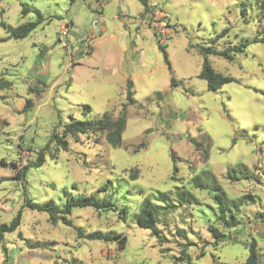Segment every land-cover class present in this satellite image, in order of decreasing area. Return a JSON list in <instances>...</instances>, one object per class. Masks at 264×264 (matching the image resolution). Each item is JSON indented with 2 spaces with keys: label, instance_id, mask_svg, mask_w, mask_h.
<instances>
[{
  "label": "rangeland",
  "instance_id": "1",
  "mask_svg": "<svg viewBox=\"0 0 264 264\" xmlns=\"http://www.w3.org/2000/svg\"><path fill=\"white\" fill-rule=\"evenodd\" d=\"M145 1L148 12L142 0H0V23L7 26L35 21V10L44 18L21 40L1 41L8 35L0 27V76L11 82L0 91V224L22 208L24 191L38 205L61 207L67 197L93 194L118 208L73 209L71 227L24 208L18 229L4 236L0 264H186L175 259L184 244L191 264H244L251 239L264 264V43L254 42L264 39V0ZM23 7L31 12L23 16ZM241 44L246 47L230 52L232 61L207 56L215 71L234 79L207 91L199 49ZM127 83L133 103L125 110L120 147L92 135L68 139L67 151L50 146L24 181L12 179L70 117L90 121L109 113L115 119L126 104ZM26 100L31 106L23 111ZM238 166L248 178L228 180L227 171ZM195 176L222 188L234 227L218 220L213 192L194 188ZM108 181L112 187L100 192ZM176 186L197 204L157 212L159 244L134 218L145 199L157 203L156 192L174 201ZM209 227L227 240L214 247ZM77 230L121 234L126 244L81 240Z\"/></svg>",
  "mask_w": 264,
  "mask_h": 264
},
{
  "label": "trees",
  "instance_id": "2",
  "mask_svg": "<svg viewBox=\"0 0 264 264\" xmlns=\"http://www.w3.org/2000/svg\"><path fill=\"white\" fill-rule=\"evenodd\" d=\"M54 1V0H53ZM70 2H74V0H69ZM145 12L150 10L147 2L142 0ZM31 12V9L28 7H23L21 10V14L25 16L27 13ZM36 14V20L32 22H26L18 25L17 27H10L5 25L4 23H0V27L4 28L8 37L1 41H5L8 39L13 40H21L26 38L33 30L40 25L44 18L42 14L38 11H33ZM223 31L220 35L225 33ZM262 42L263 40L255 39L254 42ZM159 45V49L162 52L164 63L167 68L170 70V63L168 60L167 53L165 48ZM242 47H246V44H241L240 46L233 47L232 49L227 48L221 52H217L211 48H200L199 51L203 56V62L201 66V70L199 73V78L205 81L206 89L209 92H216L221 89V87L227 83L233 82L234 79L228 75H223L217 71H215L208 59L209 55H216L223 57L229 61L233 60L231 51H239ZM11 86V82L5 80L2 76H0V91L3 89H7ZM170 86H176V82L173 78L170 79ZM133 103V91L132 84L127 83L126 86V104L123 105L122 109L118 112L117 117L113 119L109 113H104L101 117L97 119H93L90 121H79L70 117L68 123L64 124L61 130H58V127L54 128L51 135L49 136L48 141L44 145V147L39 150L37 156L33 162L27 163L26 165L18 168L15 176L12 178L17 181H24L26 177V173L31 168H37L44 163V153L50 152V146H52L53 151L58 153L59 151H67L68 150V139H73L74 141L78 140L79 136H97L103 137L106 143L112 148H118L121 146V136L126 126V117L125 110L126 107ZM31 102L30 100H26L23 105V111H26L30 108ZM84 110L88 113L90 112V108L88 106L84 107ZM203 151V156L210 147ZM53 157V154L50 155ZM171 160L175 162L174 154H170ZM207 159V156H206ZM12 166L16 169L17 166L12 164ZM174 172H177L176 167L173 168ZM226 178L231 181H238L240 179L248 178L247 169L244 166H238L236 168H232L227 171ZM136 178L134 175H131V181H134ZM3 180L0 179V183ZM194 188L203 190L209 189L213 192V200L217 205L218 209V220L221 221L226 228L234 227L235 224L232 222V216H226L230 210L228 208V202H226V195L222 188L213 180L211 183H205L199 176H195L192 178L191 182ZM112 183L110 181L107 184L103 185L99 188L100 192L106 193L109 188L112 187ZM174 193V201L170 198V193L156 192L153 196L157 203H151L150 200L145 199L142 203V206L139 208L137 215L134 218V221L138 228L143 230H148L151 234L156 237L159 244L162 240V235L160 230L157 227L158 218L157 212L159 210H174L175 207H182L186 205H196L195 197L183 189V187L176 186ZM250 199V198H248ZM23 201L24 205L20 208L15 217L10 221L9 224H0V247L2 248L3 254L5 255V248L3 246L4 236L5 234L12 233L20 226L22 209L26 208L30 211H37L41 213L47 214L50 221L53 224H56L60 221L63 225L72 226L71 220L68 218L73 211V209H84V208H92L98 212H109L118 210L117 206L113 203L110 198H102L99 199L97 196L91 195H81L79 197H67L64 204L59 207L54 204L47 205H38L32 202L26 192H23ZM233 207H236V204H232ZM128 208L122 206L120 211L119 219L122 222H125L126 216L128 215ZM208 232L211 234L214 239L213 246L216 247L219 240H227V236L220 234L215 228L209 227ZM178 234L185 239V233L183 231H179ZM77 238L86 241H101V242H113L115 241L119 245V249L125 247L126 238L121 234L117 233H101L99 231H95L89 234H85L81 230H77ZM188 244H184L181 246V258H175L177 261L184 262L186 264L190 263V258L187 251ZM248 249V256L244 264H260V254L258 252L257 243L254 239H251L249 243L246 245ZM2 264H5V260Z\"/></svg>",
  "mask_w": 264,
  "mask_h": 264
}]
</instances>
